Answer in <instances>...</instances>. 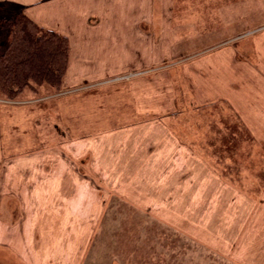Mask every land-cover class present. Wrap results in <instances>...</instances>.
Here are the masks:
<instances>
[{"label":"rangeland","instance_id":"rangeland-1","mask_svg":"<svg viewBox=\"0 0 264 264\" xmlns=\"http://www.w3.org/2000/svg\"><path fill=\"white\" fill-rule=\"evenodd\" d=\"M124 5L128 7L129 2L124 0ZM151 6L150 21L146 18V28L150 30V34L142 35L138 41L147 53L151 52L150 66L130 69V65L120 64L118 61L128 56L133 59L135 56L124 48L119 50L118 55L116 48L107 50L104 47L107 43L105 37L97 41L103 42V47L94 45L96 51H93L94 55L91 53L93 59L89 56L90 52L86 56L82 55L78 44L74 43L78 66L74 67L76 75L71 81L62 83L60 87L49 84L27 87L14 98H9L0 91V104L44 95H67L70 103L65 98L63 101L66 105L60 104V110L57 109L55 113L49 110L52 115H48L46 107L57 103V97L51 98V104L45 103V100L10 104L11 107L4 105L2 107L9 111L4 114V118L9 121L20 119L23 122L37 120L41 140L48 137V127L56 136L57 132H62L57 131L52 122L64 121L69 126L67 135H70L71 142L74 143L80 138H87L86 136L113 131L112 128L120 129L121 124H126L132 119L131 112H135V109L138 110V107L144 104L146 107L150 105L153 118L163 120L170 126L172 121L175 127L179 121L180 125L183 123L189 131H193L199 123L203 124L207 120L215 119L216 123L218 122V118L222 117V110L226 108L221 97L231 96L232 99L228 100L240 107L246 104L257 107L259 103L262 104L258 97L264 92L261 93L264 86V0H152ZM42 7L44 14H48L47 5L43 4ZM9 15L11 12H3L0 17ZM136 25L143 26V20L137 18ZM93 62L95 65L92 66ZM79 75H82V78H79ZM208 101L212 102L206 103V106L216 105L215 117L207 113L203 115L201 110H196L202 102ZM228 105L233 107L232 103L228 102ZM162 113L170 114L163 116ZM145 114L138 112L135 118H148L149 114ZM249 114L235 113V116L250 120L252 115ZM179 129L176 130L181 136L190 138L185 130ZM19 130L15 125L10 130L13 137L7 138L9 145H3V152L0 147V165H4L3 169H6L8 174L15 173L16 159L22 154L21 149H24L25 156L36 150L33 149L36 139H32L34 135L31 131L24 138V145H15L14 132L22 136L27 134ZM171 131L176 136L175 129L171 128ZM123 132L119 130L116 135L123 137L128 134L125 131L123 135ZM112 133L110 136L115 138ZM196 133L199 138L208 136L205 128H200L199 131L196 129ZM261 133V139H264V129ZM47 142L42 141L43 144ZM41 148V153L46 156L57 151L48 146ZM258 149L257 161L251 160L252 169L245 170L242 165L244 161L236 162L237 167L233 169L230 177L232 182L238 184L242 191L254 200L264 197V144L258 146ZM94 155L92 150L86 152L84 157H76L77 160L72 158L74 163L76 161L77 170L73 169L76 172L71 190L74 192L76 189L81 198V201L76 202L78 204L75 208H78L82 201L88 206L79 210L81 218L74 215L78 214V211L57 210L56 216L59 212H66L67 220H62L59 226L43 225L50 214L55 215L52 208L48 209L52 207L51 196H46L47 199L44 197L46 200L43 199V203H35L34 198L38 199V196L29 191L30 178L25 180L28 192L23 196L9 197L6 207L0 208V232L4 229L0 235V264H112L115 259L112 241L117 238H114V233L121 235L119 229L124 231L128 222H136L141 216L159 218L155 210L142 209L137 205L136 208L126 206L128 199L122 196V189L127 186L120 183V188L115 189L112 188V182L107 183L104 178L97 176ZM31 164V161L24 163L29 172ZM240 171H243L244 175H240ZM76 180L79 181L78 184ZM1 181L5 185L14 184V180H11L12 184L10 180L6 183L0 178V189ZM10 191L13 190L8 192ZM36 204L40 205L38 209L34 208ZM118 207H121L119 212ZM143 213H146V216H143ZM127 217H131L132 221H128ZM171 228L172 233H179L184 238L181 242L184 250L182 263L198 264L196 256H202V249L198 246L197 248L185 235L184 229ZM165 244L173 250L176 248L174 240ZM155 247L157 246H152ZM63 251H66L65 256ZM200 251L202 253H199ZM116 258L119 262L118 255ZM205 264H208L207 261Z\"/></svg>","mask_w":264,"mask_h":264},{"label":"crops","instance_id":"crops-1","mask_svg":"<svg viewBox=\"0 0 264 264\" xmlns=\"http://www.w3.org/2000/svg\"><path fill=\"white\" fill-rule=\"evenodd\" d=\"M127 1L128 7L124 5V0H0V6L23 9L41 26L68 37L69 64L63 79V83L66 84L76 75L74 67L78 66L74 43L78 44L82 55L86 56L90 52L89 56H92L91 53L93 51L95 53L96 46L104 45L103 42L97 41L105 37L107 43L104 47L107 50L116 48L118 55L119 50L124 48L135 56L133 59L128 56L122 61H118L117 56L116 59L120 64L130 65L129 67H132L130 69L152 64L151 52L147 53L143 45L138 43L142 35L150 34V30L146 28L148 24L146 18L148 17L150 21L152 0ZM43 4H46L49 10L46 15L42 9ZM137 18L143 20V26L136 25ZM10 40L11 31L0 27V55ZM93 65L95 62L92 63ZM79 78H82V75H79ZM263 91L264 86L261 93ZM59 96L44 95L0 104L2 152L3 145H9L8 136L13 137L10 130L15 125L18 126L19 131L27 133L22 136L14 132L16 146L25 144L24 138L28 136L29 131L34 135L32 139H36L33 143L35 152L25 156L24 149H21L22 154L16 159L15 173L8 174V171L3 169L4 165L3 167L0 165V178L6 183L8 180H14V184L11 181L13 186L8 183L5 185L1 181L0 208L6 207L9 197L23 196L28 192L25 180L30 178L29 191L38 196V199L34 198L35 203H43L44 197L51 196L52 207L47 208H52L55 215L50 214L43 225L59 226L62 220H67L66 212H59L56 216L57 210L78 211V214L74 213V215L81 218L82 214L79 210H84L88 206L82 201L79 207L75 208L78 204L76 202L81 201V198L76 189L74 192L71 190V185L75 182L74 173L77 170L76 161L74 163L72 158L77 160L76 157H84L86 152L93 150L95 154L93 160L97 164L96 175L104 178L107 183L112 182V188H120V183L127 186L126 189H122V196L128 199L126 206L137 205L142 209L155 210L159 216L152 218L143 213L146 217L141 216L136 222H128L132 219L127 217V227L124 231H121L122 228L119 229L121 235L119 233L113 235L114 238L117 237L112 241V253L115 256L113 257L117 259L118 255L120 260L118 262L114 259L112 264H183L184 250L181 242L184 238L179 233H172L171 227L184 229L185 235L196 247L202 249L203 253L199 252L202 256H196L198 264H205L206 261L208 264H264V197L254 200L230 178L233 169L237 167L236 162L244 161L243 168L247 171L252 169L251 160L257 161L258 146L264 144V139H261V130L264 129V92L258 97L262 104H258L257 99V107L253 104L240 107L228 100L232 99L231 96L221 97L226 108L222 110L223 114L218 118V122L216 123L215 119L207 120L194 128L195 131L205 128L208 136L203 138H199L194 130L189 131L183 123L180 125L178 120L179 124L175 127L172 121L170 126L163 120L153 118L150 105L146 107L144 103L143 106L138 107V110L131 112L132 119L126 124H121L120 129L112 128L113 131L86 136L87 138H80L74 143L71 142L70 135H67L69 126L64 121L52 122L57 131L62 132H57V137L48 127V140L43 139L48 142L43 144L39 126L36 124L37 120L23 122L20 119L9 121L4 118V114L9 112L2 107L4 105L11 107L10 104L45 100V103L51 104L53 101L51 98L57 97L56 100H59L57 103L46 107L48 115H52L49 110L55 113L60 104L66 105L63 101L65 98L70 103L67 95ZM209 102L212 101L202 102L200 108L196 110H201L203 115L207 113L215 117L216 105L206 106L205 104ZM228 102L232 103L233 107H230ZM42 111L45 112L44 109ZM138 112L144 114L147 112L149 117L136 119L135 114ZM235 113L242 115L250 113L252 118L245 120L242 116H235ZM162 114L164 116L170 113ZM171 128L175 129V132L177 128H180V131L185 130L190 138H184L179 132L176 133V136L179 135L176 137ZM119 130L128 134L118 137L116 134ZM112 132L115 138L110 136ZM43 146L52 147L57 151L47 156L43 155L41 153ZM30 161L31 172L24 166V163ZM240 172V175H244L243 171ZM78 183L79 181L76 180V184ZM10 189L13 191L8 192ZM39 207L40 205L36 204L34 208ZM120 208H117L118 212ZM169 240L175 241L174 250L166 246L165 242ZM152 246L157 247L152 248ZM65 254L66 251H63L64 256Z\"/></svg>","mask_w":264,"mask_h":264},{"label":"trees","instance_id":"trees-1","mask_svg":"<svg viewBox=\"0 0 264 264\" xmlns=\"http://www.w3.org/2000/svg\"><path fill=\"white\" fill-rule=\"evenodd\" d=\"M0 27L11 31V40L0 55V91L14 98L27 87L49 84L60 87L69 64L68 37L45 28L23 9L0 6Z\"/></svg>","mask_w":264,"mask_h":264}]
</instances>
